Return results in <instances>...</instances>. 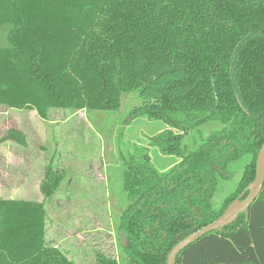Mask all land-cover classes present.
Wrapping results in <instances>:
<instances>
[{"label":"trees","instance_id":"trees-1","mask_svg":"<svg viewBox=\"0 0 264 264\" xmlns=\"http://www.w3.org/2000/svg\"><path fill=\"white\" fill-rule=\"evenodd\" d=\"M0 29V106L47 120L51 109L123 112L135 93L127 123H164L151 146L180 159L159 172L141 148L127 153L119 259L98 253L94 264H166L178 242L248 195L264 141V0H0ZM208 122L221 128L202 137ZM192 133V149L181 147ZM9 137L24 145L20 133ZM244 156L251 161L217 208L216 178ZM60 181L48 166L40 202L0 199V264H77L48 238L45 204ZM175 264H264V183L247 214Z\"/></svg>","mask_w":264,"mask_h":264},{"label":"rangeland","instance_id":"rangeland-1","mask_svg":"<svg viewBox=\"0 0 264 264\" xmlns=\"http://www.w3.org/2000/svg\"><path fill=\"white\" fill-rule=\"evenodd\" d=\"M127 98L131 99L125 107ZM137 105L133 93L123 97V112L72 115L51 109L47 120L33 111L0 106V199L40 202L39 185L46 168L56 169L61 181L45 204L48 238L77 264H94L95 255L111 251L119 259L114 248L118 218L127 204L122 189V160L127 153L134 146L141 148L159 172L169 171L180 161L151 146V139L167 128L164 123L145 117L127 123ZM220 128L219 123L208 122L200 127L201 135L206 137ZM12 131L23 136V146L9 137ZM195 137L197 133L187 135L181 147L191 150ZM250 161L251 156H244L228 165L226 179L216 178L213 203L217 208L235 191Z\"/></svg>","mask_w":264,"mask_h":264},{"label":"water","instance_id":"water-1","mask_svg":"<svg viewBox=\"0 0 264 264\" xmlns=\"http://www.w3.org/2000/svg\"><path fill=\"white\" fill-rule=\"evenodd\" d=\"M264 183V141L258 152L255 163V177L251 185L248 186V195L241 200L242 195L234 200L211 224L197 230L190 234L180 242H178L168 253L166 264H175L177 255L187 248L190 244L194 243L200 237L213 231H220L223 227L234 223L240 214H247L251 204L257 199L261 192Z\"/></svg>","mask_w":264,"mask_h":264},{"label":"crops","instance_id":"crops-1","mask_svg":"<svg viewBox=\"0 0 264 264\" xmlns=\"http://www.w3.org/2000/svg\"><path fill=\"white\" fill-rule=\"evenodd\" d=\"M22 111V110H21Z\"/></svg>","mask_w":264,"mask_h":264}]
</instances>
